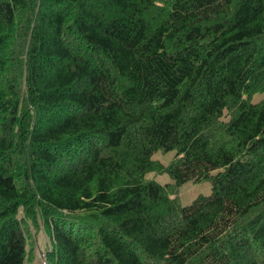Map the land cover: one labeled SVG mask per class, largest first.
I'll return each mask as SVG.
<instances>
[{
  "label": "trees",
  "instance_id": "16d2710c",
  "mask_svg": "<svg viewBox=\"0 0 264 264\" xmlns=\"http://www.w3.org/2000/svg\"><path fill=\"white\" fill-rule=\"evenodd\" d=\"M259 94L264 0H0V264H264Z\"/></svg>",
  "mask_w": 264,
  "mask_h": 264
},
{
  "label": "rangeland",
  "instance_id": "374dc122",
  "mask_svg": "<svg viewBox=\"0 0 264 264\" xmlns=\"http://www.w3.org/2000/svg\"><path fill=\"white\" fill-rule=\"evenodd\" d=\"M264 98V94H259L255 97L254 101L257 102ZM176 152H164L162 150L156 152L154 154V160L160 161L163 164L167 165L169 164L175 157ZM149 179H155L158 183L162 185L173 183V180L171 177L167 174L165 175H157V174H149ZM212 192V185L210 182H204V183H194V182H188L185 185H183L178 193L179 200L182 205L188 206L193 203V201L198 198L201 195L208 196ZM37 243H38V249L35 250V256L32 261L27 262L26 264H44L45 260V252L46 247L49 245L48 239L45 237L43 233H40L37 236Z\"/></svg>",
  "mask_w": 264,
  "mask_h": 264
}]
</instances>
